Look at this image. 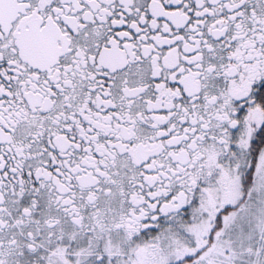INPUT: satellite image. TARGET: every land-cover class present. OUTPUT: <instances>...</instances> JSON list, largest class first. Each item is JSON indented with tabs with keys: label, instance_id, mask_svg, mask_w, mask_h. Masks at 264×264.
I'll use <instances>...</instances> for the list:
<instances>
[{
	"label": "snow or ice",
	"instance_id": "6c2138e0",
	"mask_svg": "<svg viewBox=\"0 0 264 264\" xmlns=\"http://www.w3.org/2000/svg\"><path fill=\"white\" fill-rule=\"evenodd\" d=\"M0 264H264V0H0Z\"/></svg>",
	"mask_w": 264,
	"mask_h": 264
}]
</instances>
